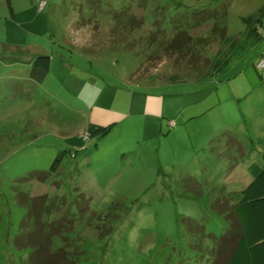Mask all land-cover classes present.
Instances as JSON below:
<instances>
[{
  "label": "rangeland",
  "instance_id": "obj_1",
  "mask_svg": "<svg viewBox=\"0 0 264 264\" xmlns=\"http://www.w3.org/2000/svg\"><path fill=\"white\" fill-rule=\"evenodd\" d=\"M263 11L264 0H0V264H224L249 164L264 166V99H248L264 98L263 49L241 43L213 63L255 34L247 18L264 35ZM39 56L51 58L42 81Z\"/></svg>",
  "mask_w": 264,
  "mask_h": 264
},
{
  "label": "trees",
  "instance_id": "obj_2",
  "mask_svg": "<svg viewBox=\"0 0 264 264\" xmlns=\"http://www.w3.org/2000/svg\"><path fill=\"white\" fill-rule=\"evenodd\" d=\"M246 21L251 30L259 33L257 30L261 26L260 23L257 28L253 26L261 22V18L249 17ZM261 38L264 40V37ZM214 64L216 65V63ZM50 68L51 58L39 56L34 61L31 77L42 81L50 72ZM171 78L175 80V78ZM113 127V124L108 126L92 124L88 131V137H106L113 130ZM64 157L62 153L58 156L51 167V172L59 170ZM250 169L253 179L242 191L241 199L234 207L237 220L234 226L232 225L228 237L226 236L220 242L219 252H216L221 256L225 252H222L223 250H229L224 264H264V167L253 165ZM44 248L45 246L42 245L40 254L46 250ZM35 254L38 253L31 255L30 264H65L62 259L58 258L48 261L43 258L35 260ZM67 261L66 264L75 263L68 259Z\"/></svg>",
  "mask_w": 264,
  "mask_h": 264
},
{
  "label": "crops",
  "instance_id": "obj_3",
  "mask_svg": "<svg viewBox=\"0 0 264 264\" xmlns=\"http://www.w3.org/2000/svg\"><path fill=\"white\" fill-rule=\"evenodd\" d=\"M263 15H264V13H263ZM255 35V36H254ZM252 34V32H250V30H246L245 31V37H247L248 38V41H247V39L246 40H243V41H240V39H238V38H236V39H229L230 40V42H232V43H230L229 42V44H228V48L224 51L223 49H221L220 51H218V53H217V56H218V58L216 59V65H217V63H218V65L216 66L214 63H213V69L214 70H216V71H214V72H218V70L219 69H221L222 68V65L220 64V62H218V61H221V58H220V54L221 53H223V54H226L227 55V58H231V57H233L234 55H242L239 51H241V45H239V44H241V43H246V42H251V43H253L254 45H255V47H256V49L258 50V51H260V50H262L263 51V53H262V55L260 56V58H262V60L260 61V62H262L264 59H263V57H264V40L261 38V37H264V35H262V34H260V33H255V34ZM235 38V37H234ZM257 40H259L260 41V43H259V41L257 42ZM262 41V42H261ZM261 44V45H260ZM257 54H258V52H257ZM225 61V60H224ZM222 64H223V62H222ZM215 65V66H214ZM202 80H206V79H202ZM248 99H255V101L258 103L259 101H263V97H259L258 95H257V93H253V94H251L249 97H248ZM248 99H247V103L249 104V105H251V102H248ZM252 114H254V112H252ZM118 122V121H117ZM176 122V121H175ZM111 124H113L114 126L116 125V122L115 123H107L106 125H102V126H108V125H111ZM177 125V124H176ZM175 127V126H174ZM171 128H173V127H171ZM260 157L261 158H263L264 159V152L262 153V154H260ZM253 165H260V166H262V167H264L261 163H258L257 161H253V162H251L250 164H249V167H248V169H249V171H250V173H251V167L253 166Z\"/></svg>",
  "mask_w": 264,
  "mask_h": 264
},
{
  "label": "built area",
  "instance_id": "obj_4",
  "mask_svg": "<svg viewBox=\"0 0 264 264\" xmlns=\"http://www.w3.org/2000/svg\"><path fill=\"white\" fill-rule=\"evenodd\" d=\"M259 68L261 69V70H264V60L262 61V62H260L259 63ZM170 124H175L174 122H171Z\"/></svg>",
  "mask_w": 264,
  "mask_h": 264
}]
</instances>
